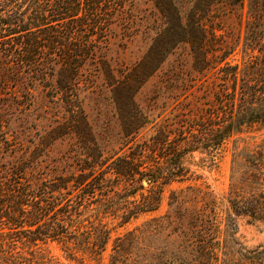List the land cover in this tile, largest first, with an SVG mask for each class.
I'll return each mask as SVG.
<instances>
[{
    "label": "trees",
    "instance_id": "trees-1",
    "mask_svg": "<svg viewBox=\"0 0 264 264\" xmlns=\"http://www.w3.org/2000/svg\"><path fill=\"white\" fill-rule=\"evenodd\" d=\"M135 1L0 0V88L15 80V74L25 73L58 96H68L65 104L76 107L79 101L69 97L78 95L88 63L102 61L100 70L112 76L103 64L105 50L115 28L129 24L125 15ZM152 2L162 27L143 59L120 81L112 76L111 86L115 92L126 89L133 94L178 45L188 44L193 70L215 79L213 112L203 118V124L189 115L190 127H210L205 136L211 139L169 142V136L161 132L159 141L138 144L137 154L119 157L124 165H112L110 172L102 170L101 160L87 152L90 162H82L66 177L53 174L36 181L31 176L40 163L37 156L9 141L0 142V264H60L42 249L49 242L60 244L77 264H106L111 242L107 264H264V249L250 250L236 239L231 242L240 246L239 260L233 261L228 237L222 233L224 222L227 231L235 233L236 217L248 215L250 209L264 215V190L254 201L244 191L237 195L232 186L225 203L206 188L188 186L172 192L166 215L113 236L133 220L160 209L165 188L187 177L183 166L187 152L199 145L220 149L243 127L264 123V0H250L251 13L259 23L251 42L261 56L244 68L228 60L233 48L224 52L228 47L215 41L220 35L211 26L213 9L224 3L241 7L242 0H192L185 12L178 0ZM215 54L221 55L217 61L210 59ZM78 123L85 132V118ZM56 135L54 128L49 141ZM244 157L264 174L262 153L259 158ZM111 172L119 183L112 184ZM144 182L149 185L146 192ZM160 237L167 247L152 249L150 244Z\"/></svg>",
    "mask_w": 264,
    "mask_h": 264
},
{
    "label": "rangeland",
    "instance_id": "rangeland-1",
    "mask_svg": "<svg viewBox=\"0 0 264 264\" xmlns=\"http://www.w3.org/2000/svg\"><path fill=\"white\" fill-rule=\"evenodd\" d=\"M191 2L178 0L184 12ZM261 17L264 18V14ZM125 18L129 24L115 28V37L107 46L103 61L116 81H120L143 59L163 24L152 0H136ZM254 18L250 0H242L241 7L225 6L224 3V6L213 9L212 13L215 23L211 26L218 28L220 35L215 41L225 42L228 49H224V52L233 48L228 60L242 68L255 60V56H261L251 42L255 36L253 29L259 26ZM262 33L264 35V31ZM208 50L211 51V48ZM220 57L218 54L210 55L213 61ZM2 62L0 56V69ZM101 63L92 61L87 64L88 69L80 78L78 95L69 97L79 101L76 107L65 104L64 98L66 100L68 96H58L25 73L15 74L18 75L15 80L6 81L4 88H0V142L9 141L18 146V150L37 156L40 163L32 173L33 181L40 177L50 179L53 174H57L58 178L66 177L80 168L82 162H90L85 155L87 152L101 160L102 170L110 172L112 165L113 168L124 165L118 160L119 157L137 154L138 144L150 143L155 139L159 141L161 132L169 136V142L203 140L205 137L211 139V136H205V133L210 134V127L191 128L189 115L196 116V123L203 124V118L213 112L211 105L215 79L193 70V56L188 44L178 45L166 57L160 70L131 95L126 89L115 92L111 86L114 79L108 77L110 72L105 74L100 70ZM189 84L193 86L191 89L188 88ZM83 118L88 125L85 132L78 123ZM54 128H57L58 135L55 140L49 141V132ZM87 146L91 147L89 151L84 149ZM157 150L160 147L157 146ZM195 150L187 152L183 158L186 179L165 188L160 209L118 229L114 237L150 218L166 215L170 210L172 192L188 186L206 188L225 203L232 186L237 195L246 192L252 200H258V195L264 190V181H261L264 174L257 172L244 155L259 158L262 153L264 160V123L243 127L220 149L199 145ZM108 176L112 184L120 182L112 172ZM143 184L146 192L149 185L147 182ZM250 210L248 215L236 217L235 233L232 229L227 231L225 222L222 225L223 237L227 236L229 241L228 253L235 262L239 260L237 251L240 246L232 244L234 239L250 250L264 249V215ZM165 242L160 237L149 244L152 249H165ZM112 248L111 242L105 253L106 264ZM42 249L60 264H77L58 243L49 242L42 245Z\"/></svg>",
    "mask_w": 264,
    "mask_h": 264
}]
</instances>
